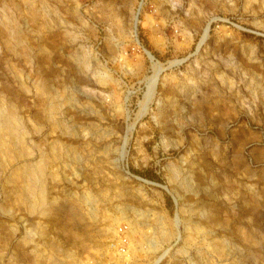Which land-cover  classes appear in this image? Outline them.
Listing matches in <instances>:
<instances>
[{"label":"rangeland","instance_id":"obj_1","mask_svg":"<svg viewBox=\"0 0 264 264\" xmlns=\"http://www.w3.org/2000/svg\"><path fill=\"white\" fill-rule=\"evenodd\" d=\"M0 264H264V0H0Z\"/></svg>","mask_w":264,"mask_h":264},{"label":"water","instance_id":"obj_2","mask_svg":"<svg viewBox=\"0 0 264 264\" xmlns=\"http://www.w3.org/2000/svg\"><path fill=\"white\" fill-rule=\"evenodd\" d=\"M152 57L154 58V56L152 55Z\"/></svg>","mask_w":264,"mask_h":264}]
</instances>
